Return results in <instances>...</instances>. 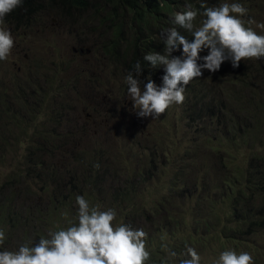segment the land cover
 Here are the masks:
<instances>
[{
    "label": "rangeland",
    "instance_id": "374dc122",
    "mask_svg": "<svg viewBox=\"0 0 264 264\" xmlns=\"http://www.w3.org/2000/svg\"><path fill=\"white\" fill-rule=\"evenodd\" d=\"M233 2L248 9L246 22L264 23V0H212L210 6ZM13 11L5 22L14 47L0 61V228L7 237L0 250L34 245L50 230L77 223L78 195L102 210L111 200L118 210L113 197L128 182L126 191L152 219L141 223L145 232L159 244L177 243L179 258H190V246L201 264H213L225 250L249 252L254 264H264V228L249 231L247 221H236L221 199L224 190L208 184L220 183L252 157L264 160V57L242 59L236 75L204 69L185 86L183 103L142 118L122 63L132 34L127 30L119 42V55L106 49L110 25L119 21L105 20L110 6L95 1L88 9L65 8L44 0L29 16L15 18ZM204 19L200 15L199 26ZM256 24L247 26L264 34ZM164 74L162 65L151 79L161 85ZM148 76L139 79L147 83ZM252 104L253 115L247 113ZM240 116L242 123L233 120ZM99 160L106 177L92 186L82 164ZM177 188L186 192L179 196ZM116 220L123 222L122 215ZM191 233L207 244L181 240Z\"/></svg>",
    "mask_w": 264,
    "mask_h": 264
},
{
    "label": "clouds",
    "instance_id": "9594fccd",
    "mask_svg": "<svg viewBox=\"0 0 264 264\" xmlns=\"http://www.w3.org/2000/svg\"><path fill=\"white\" fill-rule=\"evenodd\" d=\"M23 0H0V61L8 58L14 47V38L6 27L5 17L21 6ZM203 12L188 5L186 10L175 12L172 22L179 28L192 32L189 41L177 27L163 31L164 54L148 53L144 60L153 68L165 66L162 84L157 85L147 77L144 83L139 77L143 74L140 62L134 66L135 75L129 72L125 80L128 94L137 109L138 117L157 118L173 104L185 100V86L192 79L201 77L203 70L216 72L221 64L230 60L234 68L243 59L264 57V34H258L252 27L254 19H242L248 9L240 3H223L218 7H205ZM206 17L201 26L194 28L197 15ZM264 30V23L256 24ZM182 51L174 56V51ZM208 49V54L200 53ZM203 63H199V61ZM143 82V89L141 83ZM95 167L99 168V164ZM78 222L69 223L66 228L50 230L48 237H41L34 245L24 244L18 250H0V264H146L150 259L148 234L143 229H134L128 224H114L117 213L114 209L102 210L99 205L90 206L83 196L76 197ZM7 239L5 230L0 228V246ZM170 257L177 253L166 244L161 245ZM185 255L178 264H201V256L195 248L186 246ZM162 264H166L162 262ZM213 264H254L252 254L246 251L237 253L225 250Z\"/></svg>",
    "mask_w": 264,
    "mask_h": 264
},
{
    "label": "trees",
    "instance_id": "16d2710c",
    "mask_svg": "<svg viewBox=\"0 0 264 264\" xmlns=\"http://www.w3.org/2000/svg\"><path fill=\"white\" fill-rule=\"evenodd\" d=\"M43 1L44 0H23L21 6L13 11V16L15 18L18 17L19 14H26L29 16L31 13L35 12L36 7L41 5ZM95 1H100L104 5L112 8V11H107L105 20H109L114 17L119 18L118 22L114 21L110 25L112 40L109 42L108 46L106 44V49L110 54H114L116 56L119 55V42L121 39H124V35L128 30V32L132 34L134 40L133 42H130L125 55L122 56V63L126 67L127 71L135 73L134 66L137 62H140L143 68L142 75H152L155 74L156 69L158 73L162 70V65L153 68L149 62L144 60L143 55V53L148 54L155 52L164 54L165 44L161 38H156L158 34H162L163 31L168 28L177 27L180 33L188 38L189 41L193 39L192 32L179 28V26L173 24L172 19L175 12H182L186 10L188 5L197 9L199 13L203 12L201 4H204L205 7H214L210 6V2L212 0H49L50 5L60 2L63 3L65 8L75 7L76 9H88L91 3ZM199 17L200 14H198L196 19L193 21L194 28L199 27ZM148 26L154 28L155 31H152ZM181 51L182 46L178 55H181ZM141 53L142 57L139 55ZM201 54L207 55L208 49H204L200 55ZM132 55L134 57H131ZM226 61L231 62L230 60ZM226 61H224L220 66V70L223 74L226 73L224 72L225 70H230L234 73V75H236L238 74L237 70H240L241 66H245V62L243 60L240 61L239 67L236 68L232 66V63L227 65ZM190 90L191 88L189 91ZM203 98L205 97H202V100H204ZM231 98L234 99V97ZM247 113H250L251 115L255 113L253 104L248 107ZM233 120L242 123L241 116L240 121L235 118ZM258 126L261 127L259 123ZM36 161L37 160H34V163ZM28 162L31 163L33 161L28 160ZM100 163L101 161L99 160V168L95 167L97 164L95 161H91L85 166L82 164L84 173H87L85 174L86 177H89L88 180L85 179V181L87 183H91L92 186H95L98 183L100 175L106 177V175L101 173ZM43 164L44 162L42 161V165ZM119 167L120 166L117 165V169H119ZM237 169L231 174L226 173L220 183L213 182L208 184L215 187L216 190H224L222 192L223 194L221 199L226 203L228 211L235 216L236 221H247L249 223V231L253 229L256 231L257 228L262 229L264 228V160H256V157H252V160H247L245 167ZM40 173L47 175L41 168ZM49 176L53 178L59 177V175L53 174ZM130 176H132L131 173L129 174V177ZM197 181H199V179ZM129 183L132 184L131 179L129 180ZM206 183L203 181L201 186L206 187ZM127 187L128 182L127 186L122 190H119L116 196L113 197L115 201H119L117 204L118 210L114 209V203L111 200H108V203L103 205V210L109 208L114 209L117 216L120 214L122 215L123 222L120 223H125L134 229H143L145 231L146 225L141 223H151L152 219H149L150 214L147 212L146 206H138L137 202L131 198L130 193L126 191ZM177 189L176 194H179V196L180 194L183 195L186 192V190L184 191L182 188ZM95 202L96 201L92 199V203ZM171 204H174V202H171L170 205ZM63 208L65 209L66 207L64 206ZM156 210L159 209L156 207ZM65 213L66 212L62 210L58 212V214L62 216H64ZM114 223L120 224L117 220H115ZM147 234L148 248L151 256L146 264H162V262L165 261L166 264H175L176 262H179L180 259L185 258H179L180 255H177V258L179 259H169V253L162 250V244H159L152 236L153 232ZM181 240L185 243H191L193 245L196 243L207 244V239L205 237H196L192 233L188 235L185 234ZM168 248L174 252L179 251L177 243H170Z\"/></svg>",
    "mask_w": 264,
    "mask_h": 264
}]
</instances>
